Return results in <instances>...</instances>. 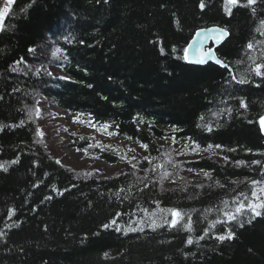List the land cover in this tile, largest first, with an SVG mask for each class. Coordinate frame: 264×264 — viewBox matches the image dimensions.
Wrapping results in <instances>:
<instances>
[{"label": "trees", "instance_id": "1", "mask_svg": "<svg viewBox=\"0 0 264 264\" xmlns=\"http://www.w3.org/2000/svg\"><path fill=\"white\" fill-rule=\"evenodd\" d=\"M203 4L13 0L0 28V264H264V215L247 207L264 187V0ZM212 25L228 30L215 48L225 66L188 63ZM40 94L139 143L150 163L182 140L168 166L204 176L78 175L38 138L28 110Z\"/></svg>", "mask_w": 264, "mask_h": 264}, {"label": "rangeland", "instance_id": "2", "mask_svg": "<svg viewBox=\"0 0 264 264\" xmlns=\"http://www.w3.org/2000/svg\"><path fill=\"white\" fill-rule=\"evenodd\" d=\"M11 4H7V0H0V11L6 6L9 9ZM50 54L54 57L61 56L59 51H51ZM50 72L55 76L69 77L64 71L53 65L50 67ZM28 113L29 118L37 124L38 138L47 147L48 152L58 162L75 170L78 175H112L131 170L143 176L151 175L153 178L158 175L159 183L162 184H168L170 180H173L174 174L175 179H179V184L192 181L197 176H204L199 172H191L185 169L175 170L168 166L169 161H176L185 157L183 154L180 155L183 151V145H190L182 140L175 142L168 138L165 139L161 143L163 147L162 158L159 157L155 159V162L150 163L152 160L148 158V152L139 143L125 137L110 135L102 128H98L89 116L71 114L58 107L45 94L37 96ZM260 124L264 130L261 119ZM78 139L83 145H76ZM86 139L88 142L85 144L83 142ZM103 148L119 155L121 161L110 163L99 158V149ZM144 160L150 164L149 167L142 165ZM200 182L203 183L204 181L200 180ZM255 189L258 197H256V193L255 195L252 193L251 199L254 200V204H258L264 200V187L259 188L255 185ZM225 208L227 209L228 206Z\"/></svg>", "mask_w": 264, "mask_h": 264}, {"label": "water", "instance_id": "3", "mask_svg": "<svg viewBox=\"0 0 264 264\" xmlns=\"http://www.w3.org/2000/svg\"><path fill=\"white\" fill-rule=\"evenodd\" d=\"M227 37L228 31L218 25L198 29L187 46V60L190 63L198 65L213 62L225 66V63L218 57L214 48H205L210 44L219 46L226 40ZM205 53H208V55H205ZM201 59L203 60L202 63L199 62Z\"/></svg>", "mask_w": 264, "mask_h": 264}, {"label": "snow or ice", "instance_id": "4", "mask_svg": "<svg viewBox=\"0 0 264 264\" xmlns=\"http://www.w3.org/2000/svg\"><path fill=\"white\" fill-rule=\"evenodd\" d=\"M13 2V0H7V4H11ZM237 3H239V0H226V4L228 5H236ZM247 3L249 5H252V4H255L256 3V0H247ZM201 7H204V4H203V0H201ZM8 12V7L6 6L2 11H0V28H2L3 26V18H4V15L7 14ZM262 24H264V21H261ZM223 31V30H222ZM226 34V33H225ZM249 47L251 48L252 45L249 44ZM185 53H187V49H185ZM205 55H208V53H205ZM185 59H187V55H185L184 57ZM199 62H203V60L201 59ZM260 65L257 66V74H260L259 72V69H260ZM261 123L264 124V117L261 118ZM219 147V146H217ZM253 183H258L257 181H253ZM253 195H255V193H253ZM244 207V205H241L240 208L237 209V211L239 212L242 208ZM247 207H249L252 211V213L254 214V216H261V215H264V213H262L261 211H259V209H262L264 208V202H260L258 204H249L247 205ZM172 213H173V219L171 221V224L173 226H175L177 223H178V218L180 217V213L178 211H176L175 209H172L171 210ZM231 219H235V216H231L230 217ZM249 223H251V221H249ZM243 226V225H241ZM231 238V237H229ZM220 239H224L223 236L220 237ZM191 241H189L190 243Z\"/></svg>", "mask_w": 264, "mask_h": 264}, {"label": "bare ground", "instance_id": "5", "mask_svg": "<svg viewBox=\"0 0 264 264\" xmlns=\"http://www.w3.org/2000/svg\"><path fill=\"white\" fill-rule=\"evenodd\" d=\"M219 26V25H218ZM224 28V27H223ZM224 29H226V28H224ZM227 30V29H226ZM228 31V30H227ZM211 48H216V46L215 45H213V44H210L209 46H207L205 49H211ZM215 52H216V49H215ZM217 54V53H216ZM185 55H186V53H185ZM193 64V63H192ZM195 65H198V64H195Z\"/></svg>", "mask_w": 264, "mask_h": 264}]
</instances>
